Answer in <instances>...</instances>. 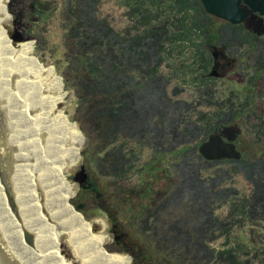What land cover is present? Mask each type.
I'll return each mask as SVG.
<instances>
[{
    "label": "trees",
    "instance_id": "1",
    "mask_svg": "<svg viewBox=\"0 0 264 264\" xmlns=\"http://www.w3.org/2000/svg\"><path fill=\"white\" fill-rule=\"evenodd\" d=\"M52 3L9 0L8 11L17 29L29 27L18 36L45 50L39 34H31L59 10L64 55L57 70L64 90L76 97L74 120L88 139L83 151L80 133V188L95 195L96 210L116 226L123 222L118 215L127 216L125 223L163 264H264V77L256 94L246 92L241 101L234 90L218 98L210 87L219 60L235 63L239 56L263 67L264 34L209 16L199 0H126L130 25L123 31L99 17L100 0ZM173 80L193 85L198 99H173ZM238 120L262 144L261 155L204 160L199 145ZM169 155L176 161L158 167ZM235 176L249 186L247 196L230 185ZM226 205L222 217L218 211ZM221 238L224 244L213 247Z\"/></svg>",
    "mask_w": 264,
    "mask_h": 264
},
{
    "label": "rangeland",
    "instance_id": "2",
    "mask_svg": "<svg viewBox=\"0 0 264 264\" xmlns=\"http://www.w3.org/2000/svg\"><path fill=\"white\" fill-rule=\"evenodd\" d=\"M7 1L0 0V21L4 24V26L0 27V44L2 43L1 41L3 40L8 47V51H11L15 49L17 45L21 43H26L30 46L31 51L28 54V58L31 61L37 62L41 68H52L54 70L55 76L58 80V88L61 92L62 98L60 102L57 104L55 110L45 115L43 120L45 123H50L58 116H61L65 120V123L68 126H70L66 134L69 135L70 137L73 136L74 141L76 143V145L74 143L75 148L74 150L72 149V155L75 157L74 154L76 150L77 152H79V157L78 154L77 157L78 160L80 159L81 162L79 161V164L81 165L83 164V157L81 153L82 141L80 142L81 140L80 133L84 137L85 135L80 130L78 123H76L74 120L76 97L71 91L64 90L62 77L60 76L57 70V66L60 64V59H62L64 55V47L62 43L63 31L61 29V24H60L59 10L57 9L55 12L51 14L50 18L46 21V23L39 27L38 32L36 33L33 32L31 34V36H36V34H39L37 35V37H41L42 42L44 41L46 43V46L44 48L45 50H43L42 49L43 45L40 44L41 46L39 47L35 39H28L22 41L20 40L18 41V39H13V37L17 38L18 32L19 33L21 32V34L23 32L25 34L24 31H27L29 27L23 25L24 27L22 29L21 28L17 29L16 23L14 21L15 20L14 15H12L8 11L9 0ZM45 1H50V2L53 1V3H55L59 8L60 0H45ZM125 2L126 0H100L99 10H98L99 17L101 19H105L110 24V26L114 28L116 31H123L130 25V21L126 16L127 8L125 7ZM53 3L52 5H55ZM22 11L23 10L21 8H17L15 14L21 17L20 13ZM1 13H3L4 16H2ZM10 37L13 40V42H17L19 44L11 46L9 42ZM48 48L51 51L54 50L55 54L53 55L52 53H50L51 51H49ZM1 51L2 50L0 49V62L2 61ZM252 57L253 55L250 56L251 60ZM238 60L239 61L235 63L226 60L225 61L219 60V62L215 64L212 70L210 71V77H212L213 79V82L211 83L210 87L214 95L217 96L218 98H226L227 96L224 97V95H228L232 90H234L235 92L238 90H243L244 89L243 86L247 83V80L250 78L249 74L252 72V69L243 68L242 57L238 56ZM6 67H7L6 65L0 64V193H1L0 196L2 198L4 197L6 198L7 207L10 209L9 212L12 215V218L10 219L12 220V222L13 221L15 222L14 223L8 222L10 220H8V218H5L3 216L4 214L3 211L1 210L2 206L0 205V210H1L0 211V228H1L0 248H3L4 245L9 246V244L10 247L15 246L16 240H14V237L16 236L15 235L16 232L14 231L15 229L13 228L14 227L13 225L21 224L19 226V229L22 235H24L25 231L33 234V231H30L26 228L27 225L31 226L29 222V220H31V217H29L26 211L23 212L24 209H22L20 205L14 204L15 206L14 208L9 196L10 195L12 196L14 194L13 197H16L18 195V191H16V189L18 188H15V186L18 184L19 181H17L15 185V182H13V180L16 178L17 175L23 173L22 171L23 169L27 171L29 170V168L26 167L29 166L30 163L34 164V162L36 161L34 157H36L37 154L35 156L34 153L40 151L43 147V145H39V142L33 139V135L29 137V133H31L33 130L31 127H29L30 124H26V122L23 121V117H21L24 116L27 118V120L31 122L34 119L27 117L29 116L27 111L23 112L24 110H28L30 108L29 105L25 106L27 103L26 100L28 99L27 98L28 95L26 93H23V97H24L23 100H17V101L12 100L17 96V93H15L12 89L16 91L18 90L22 91L23 88L21 86L14 88L12 87L13 82H8L7 78H5V73L7 70H5V73L3 72V70ZM239 68L241 69L242 72H244L248 76L246 77L240 76L238 74ZM163 70L166 74H171L172 72L170 68H164ZM257 84L258 82H256V85ZM251 92L255 95L257 92V87L256 86L252 87ZM168 93L173 99H183L186 101H192L198 99V95L200 94V92L198 93L193 85L189 83L174 81V80L171 82L169 86ZM25 97L27 99H25ZM255 100L258 101L257 99ZM30 110L34 111L39 115V112L36 110V108H31ZM198 110L201 112L211 111V109L209 108H199ZM21 112H23V114ZM246 124L247 123H245V121L242 120H238L236 124L241 129L240 143H241V147L245 148L244 158L256 159L261 155L263 146L261 143H258L256 141L255 136L252 134V132L250 131V129ZM78 141H79V147L77 149ZM86 147L87 145L83 148V151L86 149ZM148 154H149L148 151H145V154L143 155L141 162L147 160ZM42 156L44 160H47L50 157V149H46L43 152ZM175 161L176 160L173 155L166 156L161 160L158 167H162V168L169 167V164L174 163ZM17 166L21 168H18ZM18 169H22V170H18ZM57 172L63 175L62 177H60V180L68 187V190H70L69 194L65 197V202L67 207L69 208V211L72 214H76V215L80 214L84 221L83 222L84 225H88L93 222H100V223L102 222L103 229L92 230L91 231L92 233H88L87 236L88 237L96 236V238H100L103 240L102 243L100 244V249L103 252V254L107 256L119 257L122 264H131L132 257L136 260L135 264L164 263V260L161 256L154 254L149 248H145L146 244H143L140 241L143 237L135 233L134 228H131L133 226L129 225L128 223L127 224L125 223L127 216L122 217L121 215H118L119 219L120 218L123 219L122 225L120 221L117 226L111 224L109 216H107V213H104L103 210H102L103 213L97 211L98 209H100L98 208L99 205L98 200H96L95 195L92 192L82 191L80 185H78V189L75 192L76 185H70V183H72V181H75L74 177L75 174L78 172L77 166H71L65 168L59 165L57 168ZM141 180L142 179H138V180L135 179L134 181H136L138 184L139 182L142 184ZM231 184L233 187L236 188V190L239 192L241 196L248 195L249 186L245 183V181L241 177L235 176L232 179L230 185ZM7 195H9L8 198ZM69 198H70L69 200L70 204L73 207L76 206L77 209L75 207L74 209L79 214L75 212L68 204ZM9 199L10 202H8ZM96 208L98 209L96 210ZM229 210H230L229 205H226L223 206L218 211V213L222 217H224L229 213ZM82 212H84V214L87 216V220L82 215ZM23 217L25 220L23 219ZM47 227L49 228V226ZM10 230H13L14 233ZM4 233L6 237H4L5 235L1 236V234L3 235ZM7 237L10 238L8 239ZM32 237L29 238L30 243L31 240L36 241L35 236L33 235ZM52 238H55L58 241L57 251L63 260H66L68 264H83L82 258L79 256L73 245L69 242L66 233L63 232H60L59 234L57 233L56 235H52ZM11 241H13L14 243ZM26 241H24V243L28 245ZM7 242L9 243L6 244ZM224 242L225 239L221 238L213 243V247L220 248L224 244ZM45 243L49 248L48 242L45 241ZM138 244H141L140 245L141 251L139 249L137 250L135 247ZM45 247L46 246L44 245V249ZM134 248L135 250L133 251ZM25 262L26 263L24 262L23 263L29 264L28 260H26Z\"/></svg>",
    "mask_w": 264,
    "mask_h": 264
},
{
    "label": "bare ground",
    "instance_id": "3",
    "mask_svg": "<svg viewBox=\"0 0 264 264\" xmlns=\"http://www.w3.org/2000/svg\"><path fill=\"white\" fill-rule=\"evenodd\" d=\"M1 15L4 16L3 13ZM1 26H4V24L0 21ZM1 42L2 61L0 64L7 66L3 70L4 73L7 70L5 78H7L8 82H13V88L21 86L23 88L22 91H25L22 92L12 89L17 93L16 98L12 100H23V93L28 95V99L25 97L27 99L25 106L29 105L30 108L23 112L27 111L29 114L27 117L34 119L31 122L26 117H21H23V121L26 124H30L29 127L33 130L29 133V137L33 135V139L39 142V145H43V147L40 151L34 153L35 156L37 154L34 157L36 161L34 164L30 163L26 167L29 168L28 171L18 169L23 171V173L17 175L13 180L15 185L19 181L15 186V188H18L16 189L18 195L16 197H13L14 194L12 196L7 195V198L8 196L10 197L14 208V204L20 205L24 209L23 212L26 211L29 217H31V220H29L31 226L27 225L26 228L33 231V234L25 231L24 235H22L19 229L21 224L13 225L14 231L16 232V236L14 237L16 244L11 247L10 244L9 246L4 245L3 248H0V264H24L26 260L29 261V264H68L58 254V241L52 238V235L59 234L60 232L67 234L69 242L82 258L83 264H122L119 257L103 254L100 249L102 239L96 238V236H94L95 238L87 236L88 233H92V230L103 229L102 222H93L84 225L81 216L72 214L66 205L65 197L69 194L70 190L60 180V177L63 175L57 172V168L59 165L65 168L77 166V171H79L80 159L78 160L79 152H77L78 157L77 154H74L75 157L72 155V149L74 150L76 143L73 136L70 137L66 134L70 126L65 123V120L61 116H58L50 123H45L43 120L45 115L55 110L62 98L54 70L52 68H41L37 62L31 61L28 58V54L31 51L28 44L13 42L10 37L9 42L11 46L19 45L15 49L8 51L6 43L3 40ZM31 108H36L39 115L30 110ZM23 112L21 113L23 114ZM46 149H50V157L44 160L42 154ZM17 167L21 168L19 166ZM70 185H77V183L72 181ZM10 199L8 202H10ZM6 201L5 197L2 198L0 196L3 216L10 220L8 222L14 223L15 221L12 222L10 219L12 215L9 212L10 209L7 207ZM10 231L13 232V230ZM4 235L5 233L3 235L1 234V236ZM33 235L36 241L31 240L30 243L29 238ZM45 241L48 242L49 248ZM44 245L46 246L45 249Z\"/></svg>",
    "mask_w": 264,
    "mask_h": 264
},
{
    "label": "water",
    "instance_id": "4",
    "mask_svg": "<svg viewBox=\"0 0 264 264\" xmlns=\"http://www.w3.org/2000/svg\"><path fill=\"white\" fill-rule=\"evenodd\" d=\"M205 9V12L216 19L222 20L230 25H249L252 32L256 36L264 34V0H199ZM13 39H22L17 35ZM225 130H232L234 136L229 138V144L226 147H222L221 137L211 135L209 138L202 142L198 147V153L206 161H220L227 159H239L240 153L235 150L233 144L234 138L241 133V129L237 125L225 127L222 134H225ZM88 139H86V145ZM85 145V146H86ZM236 152V156L233 153ZM84 167L81 164L80 170L75 174V182L77 185H81L84 181ZM78 213V212H77ZM79 214V213H78ZM80 215V214H79ZM81 216V215H80ZM82 218V217H81ZM83 220V219H82ZM84 222V221H83Z\"/></svg>",
    "mask_w": 264,
    "mask_h": 264
},
{
    "label": "flooded vegetation",
    "instance_id": "5",
    "mask_svg": "<svg viewBox=\"0 0 264 264\" xmlns=\"http://www.w3.org/2000/svg\"><path fill=\"white\" fill-rule=\"evenodd\" d=\"M250 24H251V22H250ZM254 58H255V56L253 55L252 59H254ZM249 60H251V58H249ZM260 60H264V49H263V53L260 56ZM262 64H263V67L255 66L254 63H251V64L249 63V64H246V66H245V62H243V64H242L243 68L244 69H250L251 68L252 72L249 74L250 78L247 80V83L243 86L244 89L236 91L237 94L234 97V98H236V100L241 101L242 96H245L246 92H251L252 87L256 86L257 90H258L259 85L261 84L262 78L264 77V62ZM238 74L240 76H243V77L248 76L244 72H242L240 68L238 70ZM256 82H258L257 85H256ZM253 91H254V89H253ZM230 126L228 125L226 127H230ZM224 128L216 130L212 135L221 137L222 140H221V142H219V144L222 147L227 148L226 145L229 144V138H232L234 136V133L232 132V130H225L226 131L225 134H222ZM240 134L237 137H235L234 141H233V144L235 146V150L240 153L239 159L244 156V152H245V150H244L245 148L241 147ZM233 156H236V152L233 153ZM227 160H231V159H227ZM222 161H224V160H222Z\"/></svg>",
    "mask_w": 264,
    "mask_h": 264
}]
</instances>
